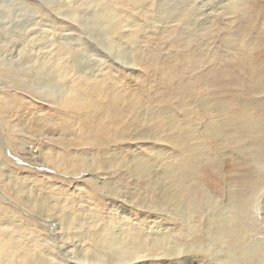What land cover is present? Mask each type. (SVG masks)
Segmentation results:
<instances>
[{"label":"rangeland","instance_id":"obj_1","mask_svg":"<svg viewBox=\"0 0 264 264\" xmlns=\"http://www.w3.org/2000/svg\"><path fill=\"white\" fill-rule=\"evenodd\" d=\"M246 1L0 0V264H264V92L236 74L239 43H256L235 34ZM40 26L72 75L84 56L63 52L60 34L84 26L98 44L101 26H122L136 37L120 45L136 68L106 51L84 70L94 84L72 76L76 89L117 82L124 116L95 124L106 144L23 81L20 39ZM131 237L146 259L129 263Z\"/></svg>","mask_w":264,"mask_h":264},{"label":"bare ground","instance_id":"obj_2","mask_svg":"<svg viewBox=\"0 0 264 264\" xmlns=\"http://www.w3.org/2000/svg\"><path fill=\"white\" fill-rule=\"evenodd\" d=\"M245 4H246V8L243 10L244 15L243 16L241 15L240 18L238 17L240 21H239V25L236 28L235 34L237 35V38L244 37V40L247 39L246 36L248 35L255 36L256 43L253 44L252 41L251 42L242 41V43L240 42L241 44L239 43L240 45L239 48L243 52V57H241L240 59L241 64L239 63V65L236 67L238 68V71L236 72V74H238L237 75V79H239L238 81H241L240 76H242V74L250 78L249 89L255 94H262L264 92V0H247ZM29 27H32V26H29ZM81 27H82V31L79 32L78 36L69 37V36L62 35V34L59 35L58 33L59 39L56 40L61 50L65 49L66 46H68V48L73 47L74 50L76 49L75 51L79 52L81 55L84 56L83 59H81L83 60L82 64H80L77 61H74L73 67H75V71H71V73L74 72L73 75L66 74V72L68 71V68H64L63 66H61V64L63 65V62L60 63L59 55L55 54V50L52 48L54 44L48 40L45 41L46 38L44 36L47 34V32L44 31L43 26H40L39 29H33L31 30L32 32L29 31L27 35L25 34L24 37L20 39V41H23L24 39V42L26 43V46L24 48L25 49L24 56H23L24 58L22 57L24 61V67H22V70L24 69L25 74L22 77H24L23 81L26 77V81L24 82L28 83L27 85H30V88L37 90L40 96L43 97L42 98L43 100L57 102L59 106V114L62 117L67 116L71 119L73 116L72 121L74 120L84 121L83 128L86 126L87 130L90 129L92 135L95 137V142L98 144V146H101V145L106 144V141L110 135L106 137L105 132L102 133L103 134L102 135L101 130H98L99 128L102 129L101 126L96 127L95 124L99 121H103L104 118H107L108 122L109 120H113L111 124H116L117 122L116 120L124 116V111L122 108V99L124 97L117 90L118 89L116 86L117 82L115 81H113V83L110 82L111 84H104L105 87L103 88L94 87V85H92L89 89H86V88L76 89L77 87H76V84L73 83L72 76H75L76 72H80V77L82 76L81 78L82 79L84 78V80H86V83L94 84V82H96L93 80L94 75L91 73L89 75L84 70L90 67H93V66L102 67L104 65L102 63L109 60L108 56L109 55L111 56V53L114 54L115 56L113 57L114 61H120V63L125 65V67L127 66L129 68H136L137 66L135 65V63L138 59L136 60V57L134 58V55H133L134 51L133 50L124 51L120 47V45L121 44L123 45L125 42H128V41L133 42V40L136 37L130 36V35H129L130 39H128L127 36L125 37L123 35L125 32H123L122 26H101L100 28L102 31L103 39L101 43L95 44V43H91L88 40L89 38L87 37V35L89 34V30L85 29L84 26H81ZM108 30H110L111 32ZM105 31H108L110 33H105ZM254 46L256 47V49L253 48ZM24 49L22 48V50ZM106 51H109L108 53L109 55L107 54ZM62 54L64 55V53H61V55ZM89 63H91L92 65H88ZM192 63L194 62H192L191 60L188 61V59H185V61H183L182 63H178L177 70L182 69L183 71L187 67H190ZM182 71L180 70V72ZM82 73L83 75H81ZM86 76H89V77L85 79ZM202 77L205 78L204 76ZM89 94L94 96L98 101L94 99L96 101L95 103L91 99H89L87 97ZM5 100L7 101V99H3L0 101V108H4L6 106ZM13 101L15 102L16 105L14 103L13 104L20 109H22L25 106L19 100L16 101V99L13 98ZM98 102L100 104H103V108L102 106L99 105ZM127 102L130 105L132 103V100L131 102L130 101H127ZM11 107H10L11 109L14 108V106H11ZM61 116L59 117L60 119H62ZM96 117H99V119H97L96 122H93ZM53 118L56 119L55 117ZM65 122L66 121H64V124H62V126L63 127L66 126V131L70 132L68 124H70L71 121H68V124ZM108 126L110 127L111 125H108ZM78 139L80 140H77V141L83 142L84 145L88 144V140L86 138L79 137L78 135ZM231 226L229 225L230 228H229V232L227 235L229 236L230 239L234 240L235 238L237 239V237H234L233 233L241 234V232H243V229L238 228V227L236 228V226H233V227ZM120 242H121V245L119 246L122 247L123 243L122 241ZM123 246H126L125 247L126 249H130L129 251H134L132 254L128 253L131 259L129 263L137 261V260L142 261V259H146L148 257L146 256V254L144 255V251L147 250L148 246L143 238L131 237L126 241L125 245L123 244ZM161 246L162 245L160 244V241L156 240L153 242L152 249L160 253L162 250ZM182 251L185 252L184 249ZM187 251H190V250H187ZM180 253L182 252H178L177 255H179ZM156 255H155V258L157 257ZM197 255H200V254H197ZM173 256H176V255L174 254ZM124 259L126 260L127 258L124 257ZM195 259L197 258L195 257ZM200 261L201 260H198V262Z\"/></svg>","mask_w":264,"mask_h":264}]
</instances>
